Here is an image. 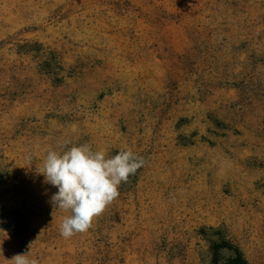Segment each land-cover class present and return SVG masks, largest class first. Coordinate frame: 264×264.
<instances>
[{"label":"rangeland","instance_id":"rangeland-1","mask_svg":"<svg viewBox=\"0 0 264 264\" xmlns=\"http://www.w3.org/2000/svg\"><path fill=\"white\" fill-rule=\"evenodd\" d=\"M85 144L145 163L65 239L37 170ZM218 247L264 264V0H0V264H215Z\"/></svg>","mask_w":264,"mask_h":264},{"label":"clouds","instance_id":"clouds-1","mask_svg":"<svg viewBox=\"0 0 264 264\" xmlns=\"http://www.w3.org/2000/svg\"><path fill=\"white\" fill-rule=\"evenodd\" d=\"M145 163L143 157L128 149L106 158L102 150L92 151L90 146H72L62 154L48 150L37 170L45 183L58 191L50 197L54 210L70 212L60 224V234L68 239L86 232L95 217L119 197V186L126 183ZM31 245H29L30 247ZM27 253L15 254L8 264H39Z\"/></svg>","mask_w":264,"mask_h":264},{"label":"trees","instance_id":"trees-1","mask_svg":"<svg viewBox=\"0 0 264 264\" xmlns=\"http://www.w3.org/2000/svg\"><path fill=\"white\" fill-rule=\"evenodd\" d=\"M221 247L216 248L215 250V264H220L219 262V252H220ZM228 264H247L245 259L243 258L241 253H237L235 258L231 259Z\"/></svg>","mask_w":264,"mask_h":264}]
</instances>
